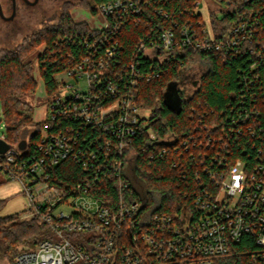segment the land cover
<instances>
[{"label":"built area","instance_id":"2783aa9c","mask_svg":"<svg viewBox=\"0 0 264 264\" xmlns=\"http://www.w3.org/2000/svg\"><path fill=\"white\" fill-rule=\"evenodd\" d=\"M217 2L222 5L221 0ZM139 11V4L132 0L97 5L96 12L104 22L90 28L105 31L85 38L87 50L55 75L56 90L50 96L48 116L36 147L30 152L26 144L23 149L10 144L0 152V173L20 184L26 198L23 211L51 232L34 247L18 249L14 263L226 264V259L236 256L246 264H264V141L254 143V136L263 134V129H256L249 118L238 119L245 123L244 131L255 154L227 162L225 156L216 153L213 161L218 169L203 167L209 182L193 192L191 206L178 207L172 213L144 207L147 195L157 199L158 194L149 192L134 175L136 152L131 138L144 124L139 120L132 90L142 71L137 62H129L121 70L112 67L115 45L109 44L102 54L96 49L99 42L106 43L107 31L115 34L119 30L121 18ZM180 32L183 37L178 40L171 27L162 29L159 49L143 43L140 48L145 56L162 63L178 46L194 50L238 48L244 40L252 39L254 27L241 20L218 39L204 36L193 40L194 34L186 27ZM153 75L156 71L145 77ZM179 79L180 71L176 88L185 98L189 94L184 95L177 86ZM147 136L155 139L151 131ZM0 138L5 140V134ZM193 139V135L179 139L170 136L167 141L174 152L187 153ZM67 160L77 162L82 174L73 182L56 183L51 174ZM195 179H201L198 172ZM110 186L113 196H101L97 191L109 190ZM156 206L158 201L153 208ZM246 235L255 248L239 251L237 244Z\"/></svg>","mask_w":264,"mask_h":264},{"label":"trees","instance_id":"16d2710c","mask_svg":"<svg viewBox=\"0 0 264 264\" xmlns=\"http://www.w3.org/2000/svg\"><path fill=\"white\" fill-rule=\"evenodd\" d=\"M110 1L113 0H79L78 3L83 2V6L95 14L98 4ZM132 1L139 4L140 11L121 18L119 30L115 34L107 31L106 43L99 42L96 49L102 54L109 44L115 45L112 67L121 70L129 62H137L142 71V77H137L132 90L133 102L150 113L147 117L140 116L144 127L131 138V146L136 152L134 175L149 192L158 194L157 199L147 195L148 202L144 207L152 212L172 213L178 207L191 206L193 192L201 189L203 184L208 185L209 177L203 167L218 169L213 161L216 153L225 156L227 162L238 157L247 159L248 153L255 154L250 137L244 131L245 123L238 118H249L256 129L262 128L263 134L255 135L254 143L258 145L264 141V0H221L216 14L210 11L209 31L205 30L206 24L197 10L200 0ZM72 6V2L64 1L56 20L24 35L13 47L0 48V101L5 140L18 146L19 140L27 138L26 147L30 152L39 142L44 121L33 123L31 116L21 108L23 106L29 113V106L20 100V96L34 92L37 84L28 56L34 49L42 48L37 63L45 92L50 97L57 86L55 75L87 50L85 38L92 39L105 31L91 29L83 21H74L69 13ZM159 9L161 13L157 12ZM241 20L254 27V35L232 50H194L190 46H178L173 50V56L160 63L145 56L140 48L143 43L145 47L156 45L159 49L160 31L169 27L178 40L183 37L180 31L184 27L194 34L193 40H201L204 36L218 39ZM198 60L206 64L205 73L197 87L182 98L180 111L175 112L165 105L163 93L170 82L176 83L184 65ZM154 71L157 75L146 79L145 75ZM125 78L127 80L126 75ZM199 119L201 124H198ZM32 124L38 128L28 134L27 127ZM148 131L155 139L147 136ZM188 135L194 138L190 152H174L167 138L175 136L179 139ZM208 139H211L209 145L206 144ZM163 149L165 152L158 155ZM154 152V157H150ZM195 172L201 176L200 181L195 179ZM81 174L79 164L67 160L55 167L51 177L56 183L61 180L73 182ZM104 189L97 190L101 196L114 195L113 187ZM210 189L214 190L213 187ZM155 200L158 206L153 208ZM2 206L0 200V208ZM50 235L51 232L36 218L26 220L19 219L18 214L0 215V253L7 257L8 264H15L17 246L32 248ZM254 245L251 237L246 235L237 248L239 251L251 250ZM226 264H246V261L234 256L226 259Z\"/></svg>","mask_w":264,"mask_h":264},{"label":"rangeland","instance_id":"374dc122","mask_svg":"<svg viewBox=\"0 0 264 264\" xmlns=\"http://www.w3.org/2000/svg\"><path fill=\"white\" fill-rule=\"evenodd\" d=\"M25 1L29 0H14L15 11L13 18L9 22L0 19V43H2L0 47H13L24 35L56 20L61 11L60 6L64 1L73 3V6L69 9V13L74 21L86 22L89 27H98L104 22L101 14L97 12L95 14L91 13L83 6V2L78 3L79 0H37L33 5H27ZM12 5V0H0V9L3 14L11 15L13 10ZM219 6L220 4L217 0H200L197 10L201 13L206 26H209L210 11L216 14ZM5 27L12 28L14 30L13 33H7L8 29ZM41 49V47L34 49L27 58L31 62L32 74L37 82L35 91L20 96V100L30 108L28 113L22 106V111L31 116L33 123L46 120L50 100V97L45 92L43 80L38 69L37 55ZM205 70L206 64L199 60L191 61L181 68L177 86L182 87L184 95L187 96L197 87L198 81L205 73ZM61 77L66 79L64 75H61ZM149 113V110L138 109L140 116L147 117ZM36 128H38V125H28L27 133L29 134ZM4 132L5 126L0 118V136ZM21 140L27 141V138ZM0 200L3 202V206L0 208L1 216L18 214L19 219L27 220L32 218L30 214L23 211L26 205V198L22 193L20 184L17 181L8 180L2 173H0ZM23 248H26V246H17V249ZM7 262V257L0 253V264H8Z\"/></svg>","mask_w":264,"mask_h":264},{"label":"water","instance_id":"95a60500","mask_svg":"<svg viewBox=\"0 0 264 264\" xmlns=\"http://www.w3.org/2000/svg\"><path fill=\"white\" fill-rule=\"evenodd\" d=\"M37 0H32L30 4H35ZM1 12V9H0ZM163 101L165 105L170 108L171 110L175 112H179L181 109V104H182V97L180 96L177 88H176V83L175 82H170L164 93H163ZM25 140H21L18 142V148L23 149L25 147ZM10 144L6 142L5 140L0 138V152H4Z\"/></svg>","mask_w":264,"mask_h":264},{"label":"flooded vegetation","instance_id":"af4514ba","mask_svg":"<svg viewBox=\"0 0 264 264\" xmlns=\"http://www.w3.org/2000/svg\"><path fill=\"white\" fill-rule=\"evenodd\" d=\"M32 0H29V1H25V3L27 4V5H32V4H30V2H31ZM12 2H13V5H12V7H13V10H12V13H11V15H6V14H3L2 13V11L0 12V19L2 20V21H6V22H9V20H11L12 18H13V14H14V11H15V4H14V0H12ZM6 29H8L7 30V33L8 32H10V33H13V29L12 28H7V27H5ZM18 43V42H17ZM16 43V44H17ZM2 43H0V45H1ZM2 46V45H1ZM0 48H2V47H0ZM8 48V47H7ZM181 94H182V92H181Z\"/></svg>","mask_w":264,"mask_h":264}]
</instances>
